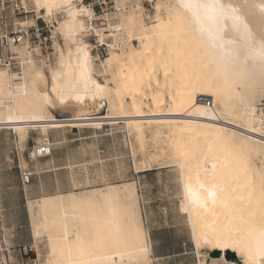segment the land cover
Masks as SVG:
<instances>
[{
    "label": "bare ground",
    "instance_id": "obj_1",
    "mask_svg": "<svg viewBox=\"0 0 264 264\" xmlns=\"http://www.w3.org/2000/svg\"><path fill=\"white\" fill-rule=\"evenodd\" d=\"M31 1L45 16L64 13L61 21L53 18L64 45L57 47V64L48 67V75L32 59L20 77L0 65V128H31L41 134L40 145L50 128L99 127L115 118L136 132H142L144 122L167 127L175 137L180 208L187 215L199 264H233L226 251L241 264H264V170L250 163L253 154L264 155V110L257 107L264 93V0H219L224 7L212 36L200 31L193 16V11L202 16L203 9L186 8L187 0H165V4L158 0L149 25L131 11L122 17L121 27L138 43L111 52L106 59L113 85L97 79L89 45L79 41L89 28L91 8L78 7L76 1L82 0ZM18 54L25 58L22 49ZM155 69L161 71L160 78ZM161 86L169 95L168 108ZM144 95L150 99V110L142 108ZM199 97H208L212 104L207 106ZM105 108V114L97 115ZM54 111L70 114L57 118ZM102 197H106L102 192L42 196L47 203L39 217L31 219L36 245L41 226L61 225V232L50 235L58 253L50 264L150 261V244L144 242L148 231L140 229L132 194L120 196L109 190L107 215L90 214L92 231L84 235L73 220L68 225V214L74 219L75 213L66 208L93 207ZM54 208L56 212H51ZM214 250L222 253L220 258H208Z\"/></svg>",
    "mask_w": 264,
    "mask_h": 264
},
{
    "label": "rangeland",
    "instance_id": "obj_2",
    "mask_svg": "<svg viewBox=\"0 0 264 264\" xmlns=\"http://www.w3.org/2000/svg\"><path fill=\"white\" fill-rule=\"evenodd\" d=\"M2 1H4V8L3 10L0 9V43H2L1 41L6 35H9L10 32L18 27V24L30 26L35 23L37 16H42L41 18L49 25L47 35L51 36L49 49L50 66H44L36 62V55L29 56L27 59L35 61L36 65L41 67L48 75V67L53 68L57 64V47L59 45L63 47L64 45V39L59 31L55 29L57 23L54 22L55 19L61 21L64 13L59 10L54 11L52 17L45 16L44 10L38 11L31 0H25L24 6L27 12L18 13L17 10L13 9V0H0V3ZM157 1H76L78 7L84 4L89 8H94L95 14L93 15L92 11L91 19L89 18L90 20L87 19L86 21L89 28L79 37V41L89 45L94 74L99 81L113 85L111 79L113 70L108 67L106 59L111 52H119L120 48L127 49L130 45H137L138 43L136 39L129 36L123 26L121 27L125 15L131 11H136L137 15L140 14V19L149 25L155 18V4ZM160 1L163 4L166 2L165 0ZM161 12L164 14V9ZM42 19H38V24L42 23ZM94 29H97L98 33ZM100 34H102V38L99 36ZM19 47L17 50L15 48H12V50L18 54L19 50L22 49L25 51V57H27L29 52L27 53L24 47ZM35 52L38 53V50ZM27 60L23 69L28 68ZM156 74L159 78L161 77L159 69H155ZM21 75L19 74L18 76L20 77ZM15 79L18 81L17 77ZM160 89H163V95L166 100L164 107L168 108L170 103L169 95L165 87L161 86ZM123 94L125 99L129 101L126 98L129 97L128 94ZM141 101L143 102L142 108L144 110L152 109L148 96L144 95ZM257 107H262L264 110V105L260 106L259 102H257ZM105 111L106 108L98 111L97 115L105 114ZM65 112L54 111L53 114L57 118H63L66 117ZM152 123L144 122L142 132L132 130L124 120L119 118L106 120L98 124L99 127H92V124H80L75 128L70 126L50 128L51 131L56 132L61 130L74 132L73 137L80 138L73 146L66 143L53 145L52 155L58 163L64 164L68 161L74 165V181L75 185L79 186L73 191L62 194V197H78L98 192H102L106 196L102 197L98 205L93 207L76 206L70 209L66 208V210L75 213L74 219L71 214H68V225L71 227L70 221L73 220L76 223V229L79 234L84 235L88 230L92 231L90 214L96 213L101 217L107 215V209L111 203L108 201L109 190H117L120 196L122 194H132L135 208L141 219L140 229L142 233H145L148 229L144 242L148 241L150 244V241H154L157 246H166V249L170 247L177 248V246L185 247L188 252V255L185 256L189 257L190 264H199V257L196 253V245L191 237L187 215L180 208L182 199L180 169L177 166V154L174 155L176 150L174 149L175 147L173 148L174 144L172 143L175 137L171 131H168L167 127H165L167 129L164 127L156 128ZM8 128H0V182L6 186H12L11 189L5 191V204L0 203V206L5 208L3 215L0 217V264H8V258L14 262L17 257V251L15 250L19 248L18 246L22 247L21 244L29 241L31 243L30 246L24 248V252H26L24 257L27 263L50 264L58 259L57 248L55 247L56 245L52 244L53 240L50 239V235L61 232L60 223L49 222L45 226H41L42 234L37 245L35 240L31 241L28 234L29 229L32 227L31 219L33 215L38 218V214L47 203L42 197L28 201L24 208L26 224L21 231L10 236L2 229L7 225L18 223L23 213V210L19 209L17 203H15L17 173L15 168L7 164L9 161H6L8 160L7 158H11L9 152L12 148L11 146L25 138L30 142V146L39 144L38 137L41 135L31 129L14 131V129ZM26 152L27 150L21 156L23 160L35 157L33 151L30 152V156ZM250 161L252 167L264 170V155L261 152L253 154L250 157ZM57 200L58 198H55V203ZM53 211L56 212V208L51 212ZM93 225L95 226L96 223ZM103 231L106 232L107 229L104 227ZM144 264H151V260L146 259ZM218 264L222 263L219 262Z\"/></svg>",
    "mask_w": 264,
    "mask_h": 264
},
{
    "label": "crops",
    "instance_id": "obj_3",
    "mask_svg": "<svg viewBox=\"0 0 264 264\" xmlns=\"http://www.w3.org/2000/svg\"><path fill=\"white\" fill-rule=\"evenodd\" d=\"M65 114L68 116L70 113L65 112ZM73 134L74 132L63 130L56 132L49 129L47 132V138L54 145L66 143L67 145L73 146L74 143L80 139L74 138ZM11 147L12 148L9 151L11 158H7L8 160L6 161H9L7 164L15 168L17 173L15 203H17V207L19 209L23 210V213L21 214V219H19L18 223L7 225L2 229L5 230L10 236H13L18 231H21L23 227H25L26 216L24 215V208L29 200H37L46 195L64 194L77 189L79 186L75 185L76 183L74 181L73 170L74 165L70 162L67 161L64 164L58 163L52 154L50 156L34 158L30 157L29 159L23 160L21 156L24 151L27 150L26 154L28 155L33 151V145L30 146V142L27 140V138L20 140L19 143ZM20 168H29L34 172V175L32 176L29 183H22L19 174ZM11 188L12 186H6L0 182L1 204H5V191ZM4 209L5 208L0 206V217L3 215L2 213ZM28 234L31 241L35 240L32 227L29 229ZM150 242L151 264H190L189 257L185 256L188 255L185 247L177 246V248L170 247L169 249H166V246H157L154 241ZM30 244L31 243L29 241L28 243L21 244L22 247L18 246L19 248L15 250L17 251V257L15 261L12 262L13 260L8 258V264H28L24 257L26 253L24 252V248H26V246H30Z\"/></svg>",
    "mask_w": 264,
    "mask_h": 264
},
{
    "label": "built area",
    "instance_id": "obj_4",
    "mask_svg": "<svg viewBox=\"0 0 264 264\" xmlns=\"http://www.w3.org/2000/svg\"><path fill=\"white\" fill-rule=\"evenodd\" d=\"M3 4L4 1L0 3V5H2L0 7L1 10L4 8ZM12 6L18 13L27 12L25 6L21 3V0H13ZM91 9L94 15V8L91 7ZM38 19L42 18L37 16L35 18V23L30 26L18 24V27L10 32L9 35H6L4 39H2V43H0V65L6 67L10 73L15 74L17 77H19V74H22L23 67L29 56L32 57L36 55V62L41 63L44 66H50L51 64L49 54L51 36L47 35L49 25L43 19L42 23L38 24ZM13 45L24 47L29 52V55L25 58H21L12 50ZM36 50H38V53L35 52ZM199 98L204 101L207 106L212 104V101L207 97ZM259 105H264V93L260 97ZM53 145L54 144L50 142L48 138H44L43 144L33 145V151L35 152L36 157L50 156L53 151ZM19 174L22 183H29L34 172L29 168H20Z\"/></svg>",
    "mask_w": 264,
    "mask_h": 264
},
{
    "label": "snow or ice",
    "instance_id": "obj_5",
    "mask_svg": "<svg viewBox=\"0 0 264 264\" xmlns=\"http://www.w3.org/2000/svg\"><path fill=\"white\" fill-rule=\"evenodd\" d=\"M186 8L193 9H203V15H198L193 11V16L195 17L197 23L199 24L200 31L202 33H207L209 36H212L215 25L217 23L219 15L222 13L223 5L219 3V0H208L207 3H193L192 0H187L184 5ZM235 20H239L238 17ZM218 247H224L226 245L217 244Z\"/></svg>",
    "mask_w": 264,
    "mask_h": 264
},
{
    "label": "water",
    "instance_id": "obj_6",
    "mask_svg": "<svg viewBox=\"0 0 264 264\" xmlns=\"http://www.w3.org/2000/svg\"><path fill=\"white\" fill-rule=\"evenodd\" d=\"M221 254L222 253L219 250L209 251L208 252V258H217L218 259V258H220ZM225 257L228 260H233L234 261L233 264H241L239 259H237L236 256L234 255V253L231 251H226Z\"/></svg>",
    "mask_w": 264,
    "mask_h": 264
}]
</instances>
